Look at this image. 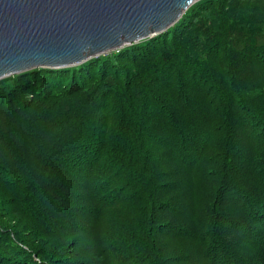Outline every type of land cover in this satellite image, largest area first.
Listing matches in <instances>:
<instances>
[{"label": "trees", "instance_id": "trees-1", "mask_svg": "<svg viewBox=\"0 0 264 264\" xmlns=\"http://www.w3.org/2000/svg\"><path fill=\"white\" fill-rule=\"evenodd\" d=\"M0 264H264V0L1 79Z\"/></svg>", "mask_w": 264, "mask_h": 264}, {"label": "water", "instance_id": "water-1", "mask_svg": "<svg viewBox=\"0 0 264 264\" xmlns=\"http://www.w3.org/2000/svg\"><path fill=\"white\" fill-rule=\"evenodd\" d=\"M198 0H0V80L79 65L175 24Z\"/></svg>", "mask_w": 264, "mask_h": 264}, {"label": "rangeland", "instance_id": "rangeland-1", "mask_svg": "<svg viewBox=\"0 0 264 264\" xmlns=\"http://www.w3.org/2000/svg\"><path fill=\"white\" fill-rule=\"evenodd\" d=\"M170 28V27H169Z\"/></svg>", "mask_w": 264, "mask_h": 264}]
</instances>
